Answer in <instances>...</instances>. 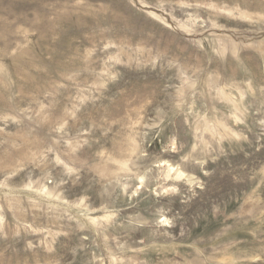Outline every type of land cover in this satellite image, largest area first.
Listing matches in <instances>:
<instances>
[{
	"label": "rangeland",
	"instance_id": "rangeland-1",
	"mask_svg": "<svg viewBox=\"0 0 264 264\" xmlns=\"http://www.w3.org/2000/svg\"><path fill=\"white\" fill-rule=\"evenodd\" d=\"M0 264H264V0H0Z\"/></svg>",
	"mask_w": 264,
	"mask_h": 264
}]
</instances>
